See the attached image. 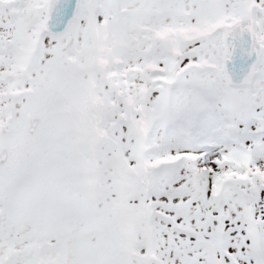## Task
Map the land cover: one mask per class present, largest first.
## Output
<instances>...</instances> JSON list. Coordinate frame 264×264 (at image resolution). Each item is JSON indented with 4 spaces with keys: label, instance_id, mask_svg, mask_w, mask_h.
I'll use <instances>...</instances> for the list:
<instances>
[{
    "label": "snow or ice",
    "instance_id": "1",
    "mask_svg": "<svg viewBox=\"0 0 264 264\" xmlns=\"http://www.w3.org/2000/svg\"><path fill=\"white\" fill-rule=\"evenodd\" d=\"M0 264H264V0H0Z\"/></svg>",
    "mask_w": 264,
    "mask_h": 264
}]
</instances>
